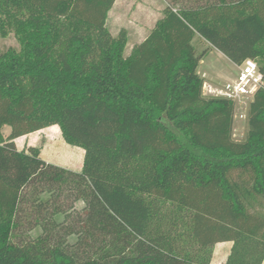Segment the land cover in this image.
<instances>
[{"label":"trees","instance_id":"obj_1","mask_svg":"<svg viewBox=\"0 0 264 264\" xmlns=\"http://www.w3.org/2000/svg\"><path fill=\"white\" fill-rule=\"evenodd\" d=\"M167 1L125 55L115 0H0L19 42L0 50V264H210L224 241L225 264L262 263L264 87L235 140V102L203 94L192 40L256 60L264 82V0ZM50 125L84 149L80 170L16 147Z\"/></svg>","mask_w":264,"mask_h":264},{"label":"rangeland","instance_id":"obj_2","mask_svg":"<svg viewBox=\"0 0 264 264\" xmlns=\"http://www.w3.org/2000/svg\"><path fill=\"white\" fill-rule=\"evenodd\" d=\"M167 2V0H115L108 13L107 26L113 35L125 34L127 38L125 55H128L133 47L147 36L155 22L162 16V10ZM6 31V34L0 36V50L7 47L18 48L19 42L14 30L8 26ZM192 45L196 54L206 52L197 68L198 74L207 83L206 85L220 87L235 77L238 65L225 57L219 50L211 47L198 35L193 38ZM204 92L206 91L203 89V94ZM250 100L246 97L235 100L233 122V138L235 140L240 141L245 137L248 129L246 109ZM1 131L4 136H7L10 127L5 125ZM26 135L15 139L18 149L34 146L39 149V156L46 162L72 170L81 169L84 149L66 141L58 125H50ZM82 207L81 202L75 203L74 210L70 212L75 214ZM232 247L233 243L214 244L210 264H225Z\"/></svg>","mask_w":264,"mask_h":264},{"label":"built area","instance_id":"obj_3","mask_svg":"<svg viewBox=\"0 0 264 264\" xmlns=\"http://www.w3.org/2000/svg\"><path fill=\"white\" fill-rule=\"evenodd\" d=\"M203 82L204 95L221 96L228 99L241 100L243 97L252 99L255 93L264 87L263 74L256 60L246 58L238 64V71L231 81L220 87L206 85Z\"/></svg>","mask_w":264,"mask_h":264},{"label":"crops","instance_id":"obj_4","mask_svg":"<svg viewBox=\"0 0 264 264\" xmlns=\"http://www.w3.org/2000/svg\"><path fill=\"white\" fill-rule=\"evenodd\" d=\"M198 72V71H197ZM199 73V72H198ZM31 133H29V134H27L26 136H28V135H30ZM221 243H226V244H230V243H233L232 241H224V242H218V243H216V244H221ZM261 264H264V260L262 261V263Z\"/></svg>","mask_w":264,"mask_h":264}]
</instances>
